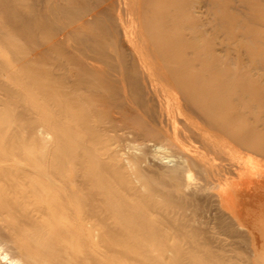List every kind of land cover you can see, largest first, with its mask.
<instances>
[{
	"label": "bare ground",
	"instance_id": "1",
	"mask_svg": "<svg viewBox=\"0 0 264 264\" xmlns=\"http://www.w3.org/2000/svg\"><path fill=\"white\" fill-rule=\"evenodd\" d=\"M120 2L0 0V264H235L239 232L259 264L238 196L264 182V116L188 51L197 0H142L140 26Z\"/></svg>",
	"mask_w": 264,
	"mask_h": 264
},
{
	"label": "rangeland",
	"instance_id": "2",
	"mask_svg": "<svg viewBox=\"0 0 264 264\" xmlns=\"http://www.w3.org/2000/svg\"><path fill=\"white\" fill-rule=\"evenodd\" d=\"M198 6L189 10L187 15L193 18L191 24H198L203 33H201V42L197 46L191 45L188 51H193L199 54H203L204 61L199 64L198 67H219L226 68L235 78V84L242 88L243 94L248 101L254 103L256 113L259 116H264V0H197ZM127 5L121 0V4H116L120 7V11L123 13L122 21L118 19L119 26L126 24V26L143 24L140 23L141 16L136 15V9L142 5V0H127ZM168 3L164 1L159 5V8L166 9ZM134 13L133 17H130V12ZM176 9V10H175ZM174 11H177V7H173ZM117 12V11H115ZM139 17V18H138ZM133 43L136 44L135 50H139L142 56L146 55L138 47L142 43V37L136 36L133 33ZM12 45L10 43L0 44V59H7L10 61V49ZM130 57L137 58L134 51L127 47ZM87 65L91 67L94 63L91 60L83 59ZM149 67L150 65L146 63ZM15 64L10 61V66ZM2 67H10L7 63H1ZM11 66V67H12ZM103 66V65H100ZM19 80L18 78L16 81ZM33 94V93H32ZM37 95V94H36ZM28 96L27 104L33 105L38 100V97ZM258 116V117H259ZM259 117V118H260ZM44 118V119H43ZM52 121V117L47 114L40 120ZM252 120L243 119L240 121V125H246ZM51 126H55L53 123ZM264 128V122H262ZM262 128V127H261ZM59 132L57 128L50 130L48 146L54 147L58 139ZM37 146L41 143H36ZM264 165V159L262 160ZM264 168V166H262ZM146 170H155L157 167L152 165L145 166ZM194 176H197L194 174ZM196 178V177H195ZM254 190L250 193L243 192L238 196L240 208L241 221L253 229L254 234L259 245L258 248V260L259 264H264V182H257ZM208 219V218H207ZM211 223L206 228L210 229L206 232L218 237H225L224 234H219L216 231L215 222L209 219ZM209 227V228H208ZM218 228V227H217ZM216 232H214V231ZM219 230V229H217ZM214 235H213V233ZM223 235V236H221ZM238 235V236H236ZM233 240L234 251V263L247 264L246 256H248L249 246L247 240L242 235L234 234ZM242 237V239L240 238ZM239 239V240H237ZM244 239V240H243ZM245 244V245H244ZM217 246V245H216ZM235 247V248H234ZM229 248V247H228ZM244 248V249H243ZM246 248H248L246 250ZM242 249V250H241ZM246 254V255H245ZM243 256V257H241ZM239 257V258H238ZM244 259V260H243ZM241 260V261H240ZM243 260V261H242Z\"/></svg>",
	"mask_w": 264,
	"mask_h": 264
}]
</instances>
